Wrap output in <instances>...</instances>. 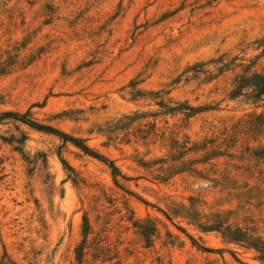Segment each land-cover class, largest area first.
I'll list each match as a JSON object with an SVG mask.
<instances>
[{"label": "rangeland", "instance_id": "rangeland-1", "mask_svg": "<svg viewBox=\"0 0 264 264\" xmlns=\"http://www.w3.org/2000/svg\"><path fill=\"white\" fill-rule=\"evenodd\" d=\"M255 75L264 0H0V113L122 175L0 122V264H264L223 237L264 243V95L232 97Z\"/></svg>", "mask_w": 264, "mask_h": 264}, {"label": "trees", "instance_id": "trees-1", "mask_svg": "<svg viewBox=\"0 0 264 264\" xmlns=\"http://www.w3.org/2000/svg\"><path fill=\"white\" fill-rule=\"evenodd\" d=\"M234 92L232 93L233 98H237L241 96L242 92L245 89L252 90L253 97L255 99H259L262 95H264V77L255 75L252 78L247 77H236V80L234 81ZM207 109H201V111H206ZM12 120L16 122H21L27 126H29L32 129L50 134L55 135L60 138V140L63 143H70L74 145L76 148L80 149L82 152H84L86 155H89L103 163H105L111 170V174L114 177L116 185L120 188L119 182L117 180L118 177L122 176L119 168L109 159L104 157L101 154L96 153L93 149H91L89 146L85 144V141L82 139L71 137L56 128L40 124L37 121H35L31 115L30 112H27L24 115H21L19 113L15 112H4L0 113V122ZM250 129L249 131H255L257 132L259 130V127H264V116H256L252 122L249 123ZM61 161L66 168V170L70 173L73 172V169L69 166V164L62 158ZM75 182V181H74ZM147 204V203H146ZM85 235L89 234V231H85ZM223 237L231 242H236L240 244H245L248 248L254 249L256 253L258 254V259L262 262H264V243L254 239L253 236H250L248 233H245L243 230L237 228L235 230L231 228L225 229V232L223 233ZM193 245L197 247L199 250H202L207 253H219L222 251H216L204 246L199 245L194 239L190 238Z\"/></svg>", "mask_w": 264, "mask_h": 264}]
</instances>
